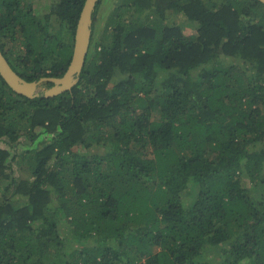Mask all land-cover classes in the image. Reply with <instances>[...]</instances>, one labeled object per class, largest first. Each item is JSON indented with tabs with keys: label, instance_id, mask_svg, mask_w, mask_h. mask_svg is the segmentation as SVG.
Instances as JSON below:
<instances>
[{
	"label": "trees",
	"instance_id": "obj_1",
	"mask_svg": "<svg viewBox=\"0 0 264 264\" xmlns=\"http://www.w3.org/2000/svg\"><path fill=\"white\" fill-rule=\"evenodd\" d=\"M84 1L0 0L12 69L62 76ZM101 2L69 90L0 75V264H264V4L112 0L96 41Z\"/></svg>",
	"mask_w": 264,
	"mask_h": 264
},
{
	"label": "water",
	"instance_id": "obj_2",
	"mask_svg": "<svg viewBox=\"0 0 264 264\" xmlns=\"http://www.w3.org/2000/svg\"><path fill=\"white\" fill-rule=\"evenodd\" d=\"M98 0H85L82 6L79 18L77 20L73 48L70 62L60 77H40L37 80L28 81L16 73L6 57L0 50V75L7 85L16 93L24 95L28 98L38 96L53 97L73 87L79 78L85 58L89 50L90 39L92 36V13ZM264 4V0H258ZM48 82L51 85L42 91L38 90V86Z\"/></svg>",
	"mask_w": 264,
	"mask_h": 264
},
{
	"label": "rangeland",
	"instance_id": "obj_3",
	"mask_svg": "<svg viewBox=\"0 0 264 264\" xmlns=\"http://www.w3.org/2000/svg\"><path fill=\"white\" fill-rule=\"evenodd\" d=\"M33 2V7H34V13L36 15H42L44 13H47L49 11V0H32ZM111 2L112 0H102L101 5H100V12L98 14V20L97 23L95 25L96 31L95 34L93 35V37L96 39V41L98 40V37H100L101 33H102V25H103V21H104V14H102V11L104 10H110L111 7ZM166 21L169 23H186L185 18L181 15V14H177L175 12H168L166 14ZM195 24V23H192ZM187 30L190 32L191 29L187 28ZM90 48V46H89ZM19 50L21 51V48H19ZM89 51V50H88ZM48 88L47 86L44 85V83H42L40 86H38V90L42 91L43 89ZM153 118H158V114L157 113H153L152 115ZM18 150L21 152L22 151V147L18 148ZM24 167L21 170H17L16 165H14V172H15V176L17 177V179L20 178H26L29 177V167H30V163H29V159L25 158L24 159V164H22ZM8 180L6 181H2V184H7ZM243 182L245 185H250V182H248V178H244L243 177ZM1 185H0V189H1ZM1 192V190H0ZM13 193V191L11 192V194ZM12 199H17L16 196H11ZM59 231H60V235L67 238L68 242H67V247L69 249L72 250H76L80 247V242L77 240H71L72 234L69 230V228H66V225H64V220L61 221L59 224ZM208 257V259L211 260L212 264H221V258L220 254H219V250L214 251L211 254H207L206 255ZM144 259H142L140 262H143Z\"/></svg>",
	"mask_w": 264,
	"mask_h": 264
},
{
	"label": "flooded vegetation",
	"instance_id": "obj_4",
	"mask_svg": "<svg viewBox=\"0 0 264 264\" xmlns=\"http://www.w3.org/2000/svg\"><path fill=\"white\" fill-rule=\"evenodd\" d=\"M45 83V82H44Z\"/></svg>",
	"mask_w": 264,
	"mask_h": 264
}]
</instances>
